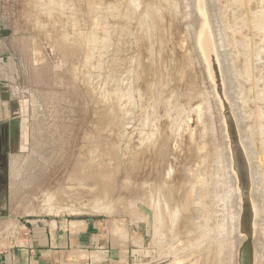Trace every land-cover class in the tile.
<instances>
[{"label": "rangeland", "instance_id": "374dc122", "mask_svg": "<svg viewBox=\"0 0 264 264\" xmlns=\"http://www.w3.org/2000/svg\"><path fill=\"white\" fill-rule=\"evenodd\" d=\"M263 12L264 0H0L3 111L16 123L0 252L25 243L29 220L95 217L119 264H239L243 199L199 50L205 13L251 144L262 205L253 264H264Z\"/></svg>", "mask_w": 264, "mask_h": 264}, {"label": "crops", "instance_id": "0c3cea01", "mask_svg": "<svg viewBox=\"0 0 264 264\" xmlns=\"http://www.w3.org/2000/svg\"><path fill=\"white\" fill-rule=\"evenodd\" d=\"M5 99L0 84V119L5 118ZM90 218L29 220L23 236L25 243L1 251L0 264H119L121 248L114 242L113 234L105 229L102 220ZM73 220L80 222L76 229L71 227Z\"/></svg>", "mask_w": 264, "mask_h": 264}, {"label": "water", "instance_id": "95a60500", "mask_svg": "<svg viewBox=\"0 0 264 264\" xmlns=\"http://www.w3.org/2000/svg\"><path fill=\"white\" fill-rule=\"evenodd\" d=\"M203 34L204 40H207L206 51H203L205 56L209 60L210 74L216 84L217 93L220 96L221 102L224 107L225 121L227 123V131L230 139L231 156L233 162V168L236 172L238 185L241 188V194L243 199V215L242 225L243 232L247 234L245 241L242 242L239 249V264H253V240H252V222H253V206L250 202L249 195L251 191V169L250 161L247 156V152L241 141V134L239 132V126L235 119V115L231 109L228 97L224 91V80L221 73V68L217 60V53L214 50L212 40L210 39V31L206 29ZM92 221L93 218L91 217ZM247 232V233H246Z\"/></svg>", "mask_w": 264, "mask_h": 264}, {"label": "bare ground", "instance_id": "6f19581e", "mask_svg": "<svg viewBox=\"0 0 264 264\" xmlns=\"http://www.w3.org/2000/svg\"><path fill=\"white\" fill-rule=\"evenodd\" d=\"M197 1V0H196ZM196 3V2H195ZM211 3H212V1H211ZM214 3V2H213ZM261 3H263V2H261ZM197 4H198V2H197ZM206 4V3H205ZM197 6V5H196ZM216 6V5H215ZM241 6V5H240ZM220 7V6H219ZM120 8V7H119ZM235 8H236V6H235ZM118 9V8H117ZM221 9V8H220ZM231 9V8H230ZM120 11V10H119ZM118 11V12H119ZM230 11V10H229ZM117 13V12H116ZM122 13V12H121ZM124 13V12H123ZM213 13H214V11H213ZM216 13V12H215ZM214 13V14H215ZM264 13V12H263ZM202 16H203V18H204V22H203V26H202V32H201V37L199 38V46H200V48H199V50L201 49L202 51H206V45H207V40H204V36H203V34L205 33L204 31L206 30V29H208V30H210V24H209V21H208V19H207V16H206V14L205 13H202ZM218 16V15H217ZM220 17V16H219ZM218 17V18H219ZM214 18V17H213ZM216 19V18H215ZM221 21V20H220ZM202 22H201V24H202ZM222 22V21H221ZM257 22V21H256ZM220 23V22H219ZM218 23V24H219ZM223 23V22H222ZM223 25V24H222ZM155 27V26H154ZM219 29V28H218ZM213 30V29H212ZM157 31H159V30H157ZM156 31V32H157ZM155 32V33H156ZM153 35H154V33H153ZM160 36V35H159ZM219 37V36H218ZM221 37V36H220ZM224 38V37H223ZM222 37H221V39H223ZM168 39V38H167ZM166 39H164V41H165ZM156 41V40H155ZM168 41V40H167ZM172 42V41H171ZM170 42V43H171ZM169 43V44H170ZM168 44V45H169ZM158 45V44H157ZM172 45V44H171ZM156 46V45H155ZM154 46V47H155ZM164 46V45H163ZM153 47V48H154ZM157 47V46H156ZM224 48V47H223ZM200 50V51H201ZM157 51V50H156ZM168 51V50H167ZM176 52V51H175ZM233 52V51H232ZM163 53V52H162ZM202 53H204V52H202ZM235 53V52H234ZM34 54H38V51H37V49H35L34 50ZM160 54V53H159ZM166 54V53H165ZM224 54V53H223ZM235 55V54H234ZM226 57V56H225ZM163 58V57H162ZM171 58V57H170ZM171 61V60H170ZM225 61V60H224ZM162 62V61H161ZM165 62V61H164ZM181 62V61H180ZM226 63V62H225ZM229 63V62H228ZM161 64H164V63H161ZM178 64V63H177ZM227 64V63H226ZM175 65V64H174ZM259 65V64H258ZM261 65V64H260ZM158 66V65H157ZM181 66V65H180ZM229 66V65H228ZM159 67V66H158ZM236 66L234 65L233 66V69L235 68ZM237 67H238V65H237ZM239 67H241V66H239ZM160 68H162V67H160ZM182 68V67H181ZM259 67H257V69H258ZM141 69H142V67H141ZM172 69V68H171ZM232 69V70H233ZM242 69V68H241ZM263 69V68H262ZM142 70H144V69H142ZM148 70V69H147ZM158 70V69H157ZM168 70V69H167ZM176 70V69H175ZM239 70V69H238ZM138 71V70H137ZM235 71H236V68H235ZM141 72V71H140ZM170 72V71H169ZM234 72V71H233ZM238 72V71H237ZM260 72V71H259ZM143 73V72H142ZM146 73V72H145ZM148 73V72H147ZM239 73H241V72H239ZM139 74V73H138ZM144 74V73H143ZM162 74V73H161ZM175 74V73H174ZM181 74V73H180ZM242 74V73H241ZM150 75V74H149ZM261 75V74H260ZM144 76V75H143ZM177 76V75H176ZM166 77V76H165ZM171 77H173V76H171ZM230 77V76H229ZM232 77H233V75H232ZM152 78V77H151ZM231 78V77H230ZM176 79H177V77H176ZM229 79V78H228ZM237 79V78H236ZM260 79H261V76H260ZM213 80V79H212ZM235 81V80H234ZM239 80H238V84L237 85H239V87H240V84H239ZM245 82V81H244ZM213 83V82H212ZM232 83V82H231ZM242 83H243V80H242ZM214 84V83H213ZM233 84V83H232ZM231 85V84H230ZM229 85V86H230ZM246 85V84H245ZM243 86V85H242ZM236 87V86H235ZM231 89L232 88H234L233 87V85H231V87H230ZM229 88V89H230ZM237 88H238V86H237ZM237 88H235V89H237ZM257 88V87H256ZM262 88V87H261ZM215 90L214 91H217V89H216V84H215V88H214ZM230 89V90H231ZM245 89H247V88H245ZM240 90H241V88H240ZM259 90H261V89H259ZM258 90V91H259ZM226 91V90H225ZM233 91V90H232ZM233 92H236V91H233ZM232 92V93H233ZM243 92H244V90H243ZM259 93H261V92H259ZM258 93V94H259ZM218 94V93H217ZM233 94H235V93H233ZM245 94V93H244ZM248 94V93H247ZM251 94V93H250ZM241 95H242V92H241ZM217 96V95H216ZM231 96V95H230ZM259 96V95H258ZM218 97V96H217ZM239 97H240V95H239ZM247 97V96H246ZM238 98V97H237ZM241 98V97H240ZM219 99V98H218ZM220 100V99H219ZM230 100V99H229ZM242 100V99H241ZM236 102H237V100H235ZM221 102V101H220ZM221 104V103H220ZM260 104V103H259ZM232 105H233V103H232ZM231 105V106H232ZM235 105V104H234ZM262 105V104H261ZM222 106H223V103H222ZM221 106V107H222ZM235 106H237V105H235ZM264 106V105H263ZM262 107V106H261ZM238 108V107H237ZM244 108V107H243ZM250 108V107H249ZM235 109H236V107H235ZM221 110H223L222 108H221ZM242 110V109H241ZM261 110V109H260ZM264 110V109H263ZM262 110V111H263ZM232 111H233V109H232ZM236 111H238V109H236ZM262 111H260V112H262ZM243 112V111H242ZM247 112V111H246ZM251 112V111H250ZM233 113H234V111H233ZM240 114H241V112H239ZM238 112H237V114H239ZM235 114V113H234ZM239 114V115H240ZM264 114V113H263ZM258 115V114H257ZM235 116H237V115H235ZM250 116H251V113H250ZM223 117H224V115H223ZM239 118H240V121L242 120V117L243 116H238ZM246 117H247V115H246ZM245 117V118H246ZM252 117V116H251ZM257 117V116H256ZM263 117V116H262ZM261 117V118H262ZM245 118H243V119H245ZM253 118V117H252ZM251 118V119H252ZM258 118V117H257ZM237 119V118H236ZM225 120V119H224ZM239 120V119H238ZM250 120V119H249ZM260 120V119H259ZM246 121V120H245ZM244 121H241V123H243ZM237 123H238V126H239V132H240V134H241V141H242V144H243V146H244V148H245V150H246V152H247V156H248V159H249V161H251L252 160V149L250 150V146H251V144H250V146L248 145V142L246 141L247 140V135L245 136V131L243 130V127L244 126H242V125H244V124H240L239 123V121H237ZM249 123V122H248ZM252 124V123H251ZM254 124V123H253ZM260 124V123H259ZM259 124H257V125H259ZM263 124V123H262ZM226 125V124H225ZM241 125V126H240ZM248 125V124H247ZM261 125V124H260ZM251 127V126H250ZM244 128H246V127H244ZM263 128V127H262ZM264 129V128H263ZM253 130V129H252ZM244 132V133H243ZM250 132V131H249ZM264 132V131H263ZM162 136V135H161ZM249 137V136H248ZM161 140V139H160ZM228 140H229V137H228ZM252 140V139H251ZM157 143V142H156ZM250 143H252V142H250ZM153 144H155V142H153ZM156 146V145H155ZM198 146V145H197ZM199 147V146H198ZM202 148V147H201ZM201 148H200V151H201ZM195 149V148H194ZM196 149H197V147H196ZM208 149V148H207ZM230 149V148H229ZM217 150V149H216ZM254 151V150H253ZM217 152V151H216ZM215 152V153H216ZM219 152V151H218ZM230 152V151H229ZM201 153H202V151H201ZM227 153V152H226ZM218 154V153H217ZM230 154V153H229ZM198 155V154H197ZM204 155V154H203ZM212 155H214V152H213V154ZM227 155V154H226ZM200 156V155H199ZM215 156V155H214ZM228 156V155H227ZM229 157V156H228ZM228 157H226V158H228ZM210 158V157H209ZM218 158V156L216 157V159ZM201 160V159H200ZM205 160H206V158H205ZM214 160V159H213ZM228 160V162H229V159H227ZM226 160V161H227ZM203 163L204 162H207V161H202ZM215 162H216V160H215ZM214 162V163H215ZM202 163V164H203ZM213 163V164H214ZM212 164V165H213ZM219 164V163H218ZM197 165V164H196ZM216 165H217V163H216ZM252 165V164H251ZM255 165V164H254ZM198 166V165H197ZM202 166V165H201ZM215 166V165H214ZM218 166V165H217ZM229 166V165H228ZM205 167V166H204ZM230 167H232V166H230ZM251 167V166H250ZM203 168V167H202ZM215 168V167H214ZM213 168V169H214ZM257 168V167H256ZM201 169V168H200ZM209 169V168H208ZM191 170V169H190ZM189 170V171H190ZM195 170V169H194ZM203 170V169H202ZM211 170H212V168H211ZM217 170V169H216ZM182 171V170H181ZM213 171V170H212ZM251 171H252V168H251ZM257 171H258V169H257ZM196 172V171H195ZM198 172H200V170L198 171ZM206 172V171H205ZM208 172V171H207ZM254 175L251 173V183H252V188H251V191H250V195H249V199H250V202L252 203V206H253V211H254V214H253V222H252V228H253V231H255V228L257 227V221H259V220H257V216H258V211L260 212L261 210H262V205H261V200L259 199L260 197L259 196H261V195H259V192H260V190H258V186H257V183H259V182H257V175H256V170H254ZM197 173V172H196ZM211 173V172H210ZM258 173V172H257ZM201 174H202V172H201ZM219 174V173H218ZM235 174V173H234ZM233 174V175H234ZM207 175V174H206ZM213 175H215V174H213ZM217 175V174H216ZM253 175V176H252ZM259 175V174H258ZM202 176H203V174H202ZM212 176V175H211ZM195 177V176H194ZM199 177V176H198ZM217 177V176H216ZM232 177V176H231ZM236 177V176H235ZM179 178V177H178ZM203 178V177H202ZM233 178V177H232ZM216 179V178H215ZM234 179V178H233ZM190 180V179H189ZM192 180V179H191ZM217 180V179H216ZM229 180H230V178H229ZM200 181V180H199ZM214 181V180H213ZM236 181L238 182V180L236 179ZM235 181V182H236ZM188 182V181H187ZM194 182V181H193ZM207 182V181H206ZM232 182V181H231ZM255 182H256V184H255ZM195 183V182H194ZM198 183V182H197ZM210 183V182H209ZM218 184H219V182H218ZM231 184V183H230ZM232 184H233V182H232ZM235 184H237L238 185V183H235ZM202 185V184H201ZM236 185V186H237ZM233 186H234V184H233ZM235 186V187H236ZM254 186H256V187H254ZM191 187V186H190ZM193 187V186H192ZM196 187V186H195ZM212 186H210V188H211ZM209 188V189H210ZM213 188V187H212ZM172 190V189H171ZM204 190V189H203ZM236 190V189H235ZM206 191V190H205ZM212 191V190H211ZM217 191V190H216ZM200 192H201V190H200ZM234 192V191H233ZM185 193V192H184ZM235 193V192H234ZM233 193V194H234ZM232 194V195H233ZM186 195V194H185ZM199 195V194H198ZM202 195V194H201ZM220 195V194H219ZM239 196V192H238V194H235V196ZM193 196V195H192ZM194 196H195V194H194ZM221 196V195H220ZM230 196H231V194H230ZM186 197V196H185ZM202 197V196H201ZM214 197V196H213ZM170 198V197H169ZM216 198V197H215ZM232 198V197H231ZM190 199V197H188V200ZM240 199H242L241 197H240ZM187 200V199H186ZM187 200V201H188ZM197 200H198V198H197ZM200 200V199H199ZM212 201V200H211ZM214 201V200H213ZM204 202V201H203ZM210 202V201H209ZM242 203H243V201H241ZM187 203V202H186ZM193 203H195V202H193ZM201 205V207L203 206L202 204H200ZM206 205V204H205ZM209 206V205H208ZM240 206V205H239ZM210 207H211V205H210ZM198 208H200V206L198 207ZM205 208V207H204ZM187 209V208H186ZM54 210V209H53ZM202 210V209H201ZM238 210V209H237ZM47 211V210H46ZM56 211H57V209H56ZM74 212V211H73ZM201 212V211H200ZM238 213V212H237ZM202 214H204V213H202ZM239 214V213H238ZM261 214H262V211H261ZM261 214L259 215L260 216V218L259 219H262L261 217ZM210 215V214H209ZM240 216V215H239ZM196 218H198V217H196ZM198 220V219H197ZM242 221H243V219H242ZM261 221V220H260ZM183 222H184V220H183ZM183 222H181V224H183ZM194 222V221H193ZM257 222V223H256ZM224 224V223H223ZM184 226V225H183ZM221 226V225H220ZM256 231H258V229H256ZM256 233V232H255ZM242 235V234H241ZM242 237H244L243 238V240H245L246 239V235H242ZM255 237H257V236H255ZM259 237V236H258ZM241 240H242V238H241ZM242 240V241H243ZM260 240L261 239H258V242L257 243H254V244H256V247H259V242H260ZM253 242H255V240L253 241ZM255 247V245L253 246V248ZM207 251V250H206ZM202 252V251H201ZM254 253V252H253ZM206 259V258H205ZM177 264H179V263H177ZM191 264V263H190Z\"/></svg>", "mask_w": 264, "mask_h": 264}, {"label": "flooded vegetation", "instance_id": "af4514ba", "mask_svg": "<svg viewBox=\"0 0 264 264\" xmlns=\"http://www.w3.org/2000/svg\"><path fill=\"white\" fill-rule=\"evenodd\" d=\"M14 123L9 118L0 119V217L6 216L10 210L9 167L12 147L15 141Z\"/></svg>", "mask_w": 264, "mask_h": 264}]
</instances>
